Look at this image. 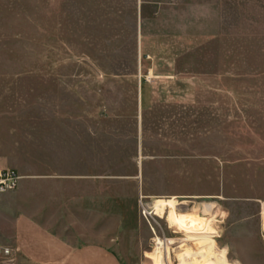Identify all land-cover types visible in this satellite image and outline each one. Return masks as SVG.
<instances>
[{
    "label": "rangeland",
    "instance_id": "rangeland-1",
    "mask_svg": "<svg viewBox=\"0 0 264 264\" xmlns=\"http://www.w3.org/2000/svg\"><path fill=\"white\" fill-rule=\"evenodd\" d=\"M0 168L20 176L0 264H29L28 215L100 264H149L155 237H190L168 199L264 264V0H0Z\"/></svg>",
    "mask_w": 264,
    "mask_h": 264
},
{
    "label": "bare ground",
    "instance_id": "bare-ground-1",
    "mask_svg": "<svg viewBox=\"0 0 264 264\" xmlns=\"http://www.w3.org/2000/svg\"><path fill=\"white\" fill-rule=\"evenodd\" d=\"M159 203L160 208L158 207L156 213L162 216L164 204L162 202ZM166 204L168 205V210L164 216V220L168 227L174 228L173 232H182L190 237H186L184 240H178L177 237H155V245L152 251L145 253L149 264H171L172 253L170 247L175 243H177L178 249L174 252L176 253L174 257L179 261L178 264H237L227 259L225 249L216 250L214 239L207 237L206 233L210 229L211 220L205 213H199L200 215L193 213V215L178 216L173 209L175 200L168 199ZM157 206L158 201L152 205L154 215ZM166 208L164 207V212H166ZM262 220V228L264 229V216ZM190 244H192V247H190Z\"/></svg>",
    "mask_w": 264,
    "mask_h": 264
},
{
    "label": "crops",
    "instance_id": "crops-1",
    "mask_svg": "<svg viewBox=\"0 0 264 264\" xmlns=\"http://www.w3.org/2000/svg\"><path fill=\"white\" fill-rule=\"evenodd\" d=\"M19 236L27 237V257L29 264H62L61 260H68L69 264H100L99 248L93 243L76 246L63 241L52 232H48L39 221L28 215V222L21 225ZM18 248H21L18 246ZM86 250V252H84ZM105 253H108L105 252ZM104 253L108 264H114L112 257ZM109 254V253H108ZM67 263V264H68Z\"/></svg>",
    "mask_w": 264,
    "mask_h": 264
},
{
    "label": "built area",
    "instance_id": "built-area-1",
    "mask_svg": "<svg viewBox=\"0 0 264 264\" xmlns=\"http://www.w3.org/2000/svg\"><path fill=\"white\" fill-rule=\"evenodd\" d=\"M20 176L12 169L0 168V193L12 191L18 187ZM264 206H262V209ZM11 249L7 246L0 245V257L9 256Z\"/></svg>",
    "mask_w": 264,
    "mask_h": 264
}]
</instances>
